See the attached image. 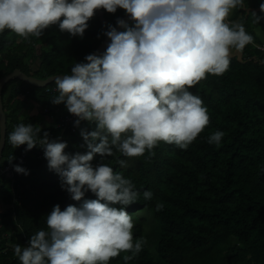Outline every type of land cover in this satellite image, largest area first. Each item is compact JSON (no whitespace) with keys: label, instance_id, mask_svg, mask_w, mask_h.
I'll return each instance as SVG.
<instances>
[{"label":"clouds","instance_id":"obj_1","mask_svg":"<svg viewBox=\"0 0 264 264\" xmlns=\"http://www.w3.org/2000/svg\"><path fill=\"white\" fill-rule=\"evenodd\" d=\"M238 8L247 9L245 0H0V34L9 30L25 40L39 38L57 24L61 31L83 38L99 9H123L132 21L129 25L117 19L123 31L108 25L104 35L110 42L102 54H88L73 64L70 74L54 78L58 94L51 102L65 105L63 120L69 124L76 118L75 126L82 121L96 126L90 132L81 129L87 153H66V141L50 139L32 123H19L7 134L20 155L16 164L0 163V174L11 181L14 202L21 193L14 189L13 177L28 175L25 165L36 160L47 161L73 200L81 201L88 191L97 197L64 210L54 205L46 217L47 230L37 231L27 246H14L20 264H110L122 252L131 253L124 256L127 261L142 251L147 241L134 240V222L125 210L141 194L131 179L103 161L114 149L124 157L151 156L160 142L185 150L204 131L210 122L208 109L189 89L208 75H223L233 53L254 44L244 25L229 19ZM259 9L264 13V0ZM251 16L261 18L254 11ZM224 135L217 130L208 143L218 146ZM34 147L36 156L44 157H25ZM97 154L101 161L94 167ZM119 164L125 167L126 161ZM8 166L13 174L4 171ZM142 195L145 200L153 197L151 190ZM227 228L220 231L226 234Z\"/></svg>","mask_w":264,"mask_h":264},{"label":"trees","instance_id":"obj_2","mask_svg":"<svg viewBox=\"0 0 264 264\" xmlns=\"http://www.w3.org/2000/svg\"><path fill=\"white\" fill-rule=\"evenodd\" d=\"M260 2L245 0L247 9H235L229 17L244 25L254 44L242 53L235 52L223 75H208L189 89L202 99L210 116L209 124L190 146L182 150L160 142L151 156L146 152L141 157H124L114 149V154L104 159L103 163L131 179L141 194L125 210L134 222V240L147 241L131 259L125 261L124 256L131 253L122 252L110 264H264V50L258 48L264 35L257 32L264 26V13ZM253 11L261 17L258 21L251 16ZM125 15L123 9L116 13L96 10L83 38L61 31L58 24L28 40L5 30L0 34V80L17 69L38 80L70 74L74 63L83 62L98 48L107 26L117 27V19ZM28 66L35 69L34 74L28 72ZM54 87V82L38 88L18 77L10 79L2 90L7 134L14 129L10 131L9 119L18 117V109L19 116L23 114V106L33 94L38 103H44L42 113L50 121L48 127L40 124L42 133L66 141V153L85 154L89 149L81 129L90 132L96 126L87 121L75 126L76 118L67 124L63 120L65 105L51 102L58 94ZM27 123L35 125L33 120ZM217 130L225 133L221 143L209 144L208 137ZM36 154L35 147L26 157H40ZM19 155L6 137L1 165L16 164ZM12 156L15 159L9 163ZM121 159L126 161L125 167L119 164ZM100 161L97 154L91 163L95 167ZM25 169L28 175L17 173L13 178L14 189L21 193L18 202L13 201L11 181L0 174V264H20L14 246H25L37 231L47 230L46 217L54 205L64 210L68 205L79 207L84 199L97 198L88 191L81 201L73 200L47 161L29 162ZM145 190L152 191V199L143 198ZM225 226L226 234L220 231ZM239 239L241 243H234Z\"/></svg>","mask_w":264,"mask_h":264},{"label":"water","instance_id":"obj_3","mask_svg":"<svg viewBox=\"0 0 264 264\" xmlns=\"http://www.w3.org/2000/svg\"><path fill=\"white\" fill-rule=\"evenodd\" d=\"M125 20L126 23H130L132 22L130 20V17L126 14L125 17L123 18ZM117 30L118 31H122L123 29L120 28L119 26H117ZM110 42L109 38L107 39V41L103 42L100 47L97 49V51H95V54L100 55L103 53V51L106 49L107 44ZM57 76H63V75H57ZM57 76H53L50 77L46 80H38L36 78L33 77H29L23 73H21L20 71H15L12 74H9L7 76H5L4 78H2L0 80V127L1 130H3V135L2 137H0V156L5 148V144H6V137H7V120H6V115L4 112V108H3V100H2V90L3 87L5 86V84L12 78L14 77H19L20 79H22L23 81H26L27 83L34 85L36 87H45L48 84L54 82V78Z\"/></svg>","mask_w":264,"mask_h":264},{"label":"rangeland","instance_id":"obj_4","mask_svg":"<svg viewBox=\"0 0 264 264\" xmlns=\"http://www.w3.org/2000/svg\"><path fill=\"white\" fill-rule=\"evenodd\" d=\"M231 15H232V12L230 13L229 17ZM92 22L96 25L95 19L92 20ZM89 25H91V23ZM107 39H108V37L105 36L103 38L101 44L103 42L107 41ZM100 45L98 46V48L100 47ZM97 49L95 51H97ZM95 51H94V53H95ZM33 63H37L36 60H34ZM27 65H29V63H27ZM27 68L29 69V71H28L29 73L34 74L35 69H33L32 66H30V67L28 66ZM23 98L26 100V97H23ZM43 106H44V103L43 102L38 103L36 99H32V97H30V100L28 102H26L24 104V106H23V110H22L23 111V114L21 116H19V113L21 111L18 109V112H17L18 117L16 119H14V118L9 119V121H8V127L10 128V131L15 127V125L17 123H25V124H27V121L30 122L31 120L34 121V124L35 125H39L40 126V124H41L43 127H48L50 121H48L47 120L48 117L45 114L42 113V110L44 108ZM26 110H27V112H26ZM28 115H30L31 118H33V119H30L29 120L30 117H28ZM43 127H41V129H43ZM148 214H151V213H148Z\"/></svg>","mask_w":264,"mask_h":264},{"label":"built area","instance_id":"obj_5","mask_svg":"<svg viewBox=\"0 0 264 264\" xmlns=\"http://www.w3.org/2000/svg\"><path fill=\"white\" fill-rule=\"evenodd\" d=\"M258 48L264 50V43L261 46H258ZM4 171H7L8 173L13 174V169L10 166L6 167ZM25 242H26L25 246H27L28 242L27 241Z\"/></svg>","mask_w":264,"mask_h":264},{"label":"crops","instance_id":"obj_6","mask_svg":"<svg viewBox=\"0 0 264 264\" xmlns=\"http://www.w3.org/2000/svg\"><path fill=\"white\" fill-rule=\"evenodd\" d=\"M237 21V20H236ZM257 32L259 33V34H261V35H264V26H261V27H259L258 29H257ZM235 53V52H234ZM233 53V54H234ZM1 57H4V54H2V56ZM17 88V87H16ZM34 92H37V91H35L34 90ZM32 95V98H34V96H33V94H31ZM35 99V98H34Z\"/></svg>","mask_w":264,"mask_h":264},{"label":"bare ground","instance_id":"obj_7","mask_svg":"<svg viewBox=\"0 0 264 264\" xmlns=\"http://www.w3.org/2000/svg\"><path fill=\"white\" fill-rule=\"evenodd\" d=\"M262 44V43H261ZM15 71H20V70H14L13 72H11L10 74H12V73H14ZM21 72V71H20ZM22 73V72H21ZM24 74V73H23ZM9 75V74H8ZM7 76V75H6ZM4 78V77H3ZM15 78V77H14ZM19 78V77H18ZM54 91H55V89H54ZM35 149V147L33 148V149H31V150H28L27 151V153L25 154V157H26V155H29L33 150ZM40 157H44V153L43 154H41V156ZM14 178V177H13Z\"/></svg>","mask_w":264,"mask_h":264}]
</instances>
